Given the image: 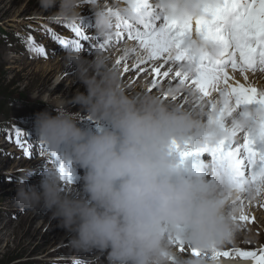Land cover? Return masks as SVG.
I'll return each instance as SVG.
<instances>
[{"label":"clouds","instance_id":"obj_1","mask_svg":"<svg viewBox=\"0 0 264 264\" xmlns=\"http://www.w3.org/2000/svg\"><path fill=\"white\" fill-rule=\"evenodd\" d=\"M38 3L43 13H51L50 19L69 22L78 20L87 4L95 35L107 42L115 33L116 13L106 10V0ZM160 3L173 18L200 12L199 0ZM193 50L205 54L203 46ZM63 59L64 65L74 66L86 91L57 94L51 102V93L41 97L38 101L48 107L34 113V130L37 142L46 145V153H56L66 171L83 170L82 184L79 189L65 187L55 162L46 165L38 183L28 182L31 169H26L15 176V205L48 213L70 234L74 250L97 255L102 264H205L181 253L173 241L178 238L201 250L233 243L241 228L233 217L245 211L239 197L255 199L254 188L242 193L221 173L214 179L199 169L185 175L173 146L211 143L225 133L214 131L199 111L166 102L162 93L129 94L106 47L97 48L91 58L67 49ZM73 105L79 109L73 111ZM82 118L97 121V130L82 128ZM248 123L247 116L237 117L238 127Z\"/></svg>","mask_w":264,"mask_h":264},{"label":"snow or ice","instance_id":"obj_2","mask_svg":"<svg viewBox=\"0 0 264 264\" xmlns=\"http://www.w3.org/2000/svg\"><path fill=\"white\" fill-rule=\"evenodd\" d=\"M116 4H123V9L106 5V10L115 11L117 17L115 33L109 41L88 35L81 17L67 25L75 39L53 32L52 40L64 49L82 51L87 46L92 53L105 48L114 36L118 43L131 41V47H124L115 67L123 63L125 73L136 69L138 73L154 74L148 91L167 79L169 88L162 92L166 102L199 111L214 131L225 133L215 142L201 145L186 141L181 147L173 142L181 163L193 155L209 153L220 173L240 192L247 194L254 188L256 198L242 195L238 201L241 207L245 209L255 201L264 208V89L236 78L239 75L248 81L249 73H264V0H199V14L182 19L170 17L160 0H118ZM194 45L203 46L205 54H197ZM28 47L37 55L45 54L43 47L35 46L31 35ZM130 52L136 59L131 66L126 62ZM172 83L187 89L189 96L183 97V103L178 102L176 93L169 94ZM238 116L248 117L246 127L237 126ZM15 132L16 143L24 155L30 156L26 142L20 139L21 130L17 128ZM39 146L46 151L42 141ZM47 154L60 167L64 183L72 184L73 173L66 171L56 153ZM233 219L240 224L250 218L243 211ZM173 243L184 255L205 264H219V258L233 253L251 264H264V247L251 251L217 247L201 250L186 247L178 238Z\"/></svg>","mask_w":264,"mask_h":264},{"label":"rangeland","instance_id":"obj_3","mask_svg":"<svg viewBox=\"0 0 264 264\" xmlns=\"http://www.w3.org/2000/svg\"><path fill=\"white\" fill-rule=\"evenodd\" d=\"M50 15L51 13L41 11L38 0H0V264H102V258L99 256L74 250L69 243L70 234L58 227L57 222L50 219L48 213L18 208L13 200L16 175L31 169L28 182L38 183L41 172L51 163L46 151L39 150L33 135L26 132L31 129L23 126L21 121L17 122V109L22 107L28 117H30L29 112L34 117V113L48 107L42 101H38L41 97L51 93L48 96L51 102V97L57 94L70 97L76 89L86 91L85 86L75 78L74 66L64 65L63 56L67 49L51 38V33L54 32L57 36L75 39L74 33L67 27L71 22L62 18L50 19ZM93 18L94 15L88 5L82 6V27L87 26L88 35L95 30L94 26L91 27L92 22L89 24ZM30 35L34 39L35 46L45 49L44 55H37L35 52L31 55L33 51L28 47ZM126 42H117L110 51L106 50L111 55V62L116 50ZM52 44L57 46L54 47ZM8 50L15 58L6 62L4 58ZM28 51L29 54L21 61ZM82 52L84 55L91 53L87 46ZM46 62L50 64L44 65ZM122 66L123 63L118 65L117 70L120 72L122 82L127 83L123 78L130 80V74H134L137 70L125 73ZM62 72L64 78L61 80ZM132 82L135 83V79ZM167 83L166 79L163 85ZM143 84L144 82L140 81L135 89L129 91V94H136ZM156 88L150 93L154 94ZM78 109V105L72 106L73 111ZM81 120L94 123L92 129L88 123L82 122V128L97 130V121L89 118ZM99 123L101 126L106 125V122ZM17 128L21 130L20 139L26 142L25 146L29 148L30 156L24 155L23 149L16 143ZM5 138H9L13 149L1 144L5 143ZM35 139H37L36 135ZM212 173V171L208 172L205 177L211 178ZM82 175L83 170L77 168L73 173L72 184L64 186L71 188L78 184L80 187ZM247 222L246 226L251 221ZM247 232L248 235L243 242L251 243L248 251L264 247V229L261 226L256 225ZM254 237L255 242L251 241Z\"/></svg>","mask_w":264,"mask_h":264},{"label":"bare ground","instance_id":"obj_4","mask_svg":"<svg viewBox=\"0 0 264 264\" xmlns=\"http://www.w3.org/2000/svg\"><path fill=\"white\" fill-rule=\"evenodd\" d=\"M118 2V0H106V3L107 5H114ZM92 22V26H94V18L89 21V24ZM85 28V30L87 29V26H83ZM92 34V35H91ZM91 36H95V30H92V32L89 34ZM97 38H99L97 36ZM100 39V38H99ZM109 46L106 48V50L110 51L111 48L113 46H116L117 44V41L115 39V36L113 37V40L111 42H109ZM50 44V43H49ZM54 47L57 46L56 44H52ZM132 43L130 42H126L124 44H122L115 52V55H114V58H113V62L115 64L116 60L121 56L123 55V52L122 50L124 49L125 46H128V47H131ZM52 48V47H50ZM109 48V49H108ZM114 52V51H113ZM12 52H10L8 50L7 53H5V58L4 60L6 62H9L11 61L13 58H15L14 56H12L11 54ZM95 53V51L92 53H88V56L89 58H91V56ZM29 54V51L27 52V54H24L23 57L21 58V61L24 60V56L26 58V55ZM34 55V52L31 53V55ZM109 55V53H107ZM111 56V55H109ZM20 58V57H19ZM126 62L129 64L132 63H135L136 62V59H135V54L134 53H129V55L126 57ZM24 64V63H23ZM46 64H50L48 62H46L44 65ZM131 64V65H132ZM123 67V66H122ZM141 67H146L145 65H141ZM118 69V67H117ZM132 71H136L135 69H131ZM150 71V69H149ZM163 71V70H162ZM123 72V71H122ZM148 75V76H147ZM154 75V74H152ZM152 75H149L147 73H138V72H135L134 74H130L129 76V79H125L123 78L124 82L127 80V83L125 82V86H126V89L127 91H131L133 89H135V87H137L138 83L140 81L144 82L143 86L141 87V89L136 92V94L138 93H144V92H147V93H150V91H148L150 85H151V80H152ZM249 76V79L248 81H244L243 80V77H240L239 75H237V79H239L242 83H251L253 86L257 87V88H262L264 89V73H260V72H255V73H249L248 74ZM150 77V78H148ZM135 79V83L132 82L133 80ZM159 79V78H157ZM140 80V81H139ZM166 79L162 80L160 82V84L157 85V90L155 91L154 94H161L162 92L168 90L169 88V82L165 85H163V82L165 81ZM139 81V82H138ZM138 82V83H137ZM130 83V84H129ZM171 88L172 89H176L177 88V83H172L171 84ZM134 92V91H133ZM177 96H178V102L179 103H183V97H186V96H189V93L187 91L186 88H184L183 86L180 87L179 91L176 93ZM50 100V99H49ZM76 105H73V107H75ZM31 110V109H30ZM29 116L33 118V116L31 115V112H29ZM54 114V113H53ZM16 116L18 117L17 119V122L18 121H21V123L23 124V126H25L27 129H31V130H26L28 133H31L33 135V139L37 142V139H35V130H34V121L33 119H31L30 117H28V115H26V112L23 111V108L22 107H19V109H17L16 111ZM21 118V120H19ZM82 122H86L88 123V125H90L89 127L93 129V125L94 123H91L87 120H80L79 124L80 126L83 125ZM14 129V128H13ZM86 129V128H85ZM37 136V135H36ZM10 140L9 138H5V143H1V144H6L9 148H12L13 145L9 143ZM194 145H197L195 142H192ZM3 145V146H4ZM1 146V147H3ZM13 149V148H12ZM11 149V150H12ZM37 150V148H35ZM35 150V151H36ZM40 150V149H39ZM208 155V153H203V154H199V162H202V161H208V160H203V158ZM206 158V157H205ZM41 159V158H40ZM45 159H49L47 157H45ZM4 160V158H3ZM207 164V162L205 163V165ZM210 165H212V160L209 162ZM193 168L196 169L195 166H193ZM202 173H205V175L209 172V169L206 168V167H201L199 169ZM188 175V174H186ZM213 179L215 178L214 176H211ZM71 187H75L77 189H79L80 187H78V184L76 185H73ZM245 214L249 216V220L251 221L249 225L246 226V222H240V225H241V228L238 230V232L236 233V236H235V241L231 244H228V245H225L224 247H222V250H232V249H243L245 251H248L247 249H249V246L251 245V243L249 242H243L245 239H246V235H248V232L247 231H251V229H254L257 226H261V228L264 229V210L262 207H260V205L258 203H256L255 201L252 203L251 206H248L245 208ZM263 219V220H262ZM248 223V222H247ZM253 223H256V224H253ZM8 225V224H7ZM7 225L5 227H7ZM259 229V227H258ZM256 238H252L251 241H254L255 242ZM219 264H251V261L249 260H246L242 257H238L235 255V253H233L231 256L229 257H221L219 258Z\"/></svg>","mask_w":264,"mask_h":264}]
</instances>
